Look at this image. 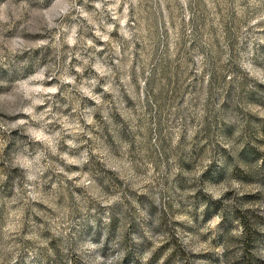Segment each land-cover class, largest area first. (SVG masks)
I'll use <instances>...</instances> for the list:
<instances>
[{"label": "rangeland", "instance_id": "374dc122", "mask_svg": "<svg viewBox=\"0 0 264 264\" xmlns=\"http://www.w3.org/2000/svg\"><path fill=\"white\" fill-rule=\"evenodd\" d=\"M0 264H264V0H0Z\"/></svg>", "mask_w": 264, "mask_h": 264}]
</instances>
